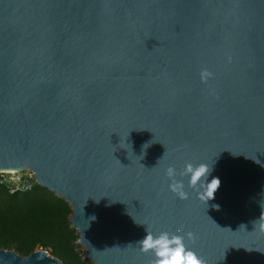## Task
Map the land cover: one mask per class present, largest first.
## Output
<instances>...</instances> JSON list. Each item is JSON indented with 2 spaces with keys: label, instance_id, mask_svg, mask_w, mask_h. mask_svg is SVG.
<instances>
[{
  "label": "water",
  "instance_id": "obj_1",
  "mask_svg": "<svg viewBox=\"0 0 264 264\" xmlns=\"http://www.w3.org/2000/svg\"><path fill=\"white\" fill-rule=\"evenodd\" d=\"M186 162L220 179L207 204L187 177L188 199L169 189ZM25 168L92 264H151L147 230L264 264V0H0V170Z\"/></svg>",
  "mask_w": 264,
  "mask_h": 264
},
{
  "label": "trees",
  "instance_id": "obj_2",
  "mask_svg": "<svg viewBox=\"0 0 264 264\" xmlns=\"http://www.w3.org/2000/svg\"><path fill=\"white\" fill-rule=\"evenodd\" d=\"M0 184V247L27 255L42 248L62 264H92L77 250L78 234L70 227L69 204L48 189L31 183L10 190Z\"/></svg>",
  "mask_w": 264,
  "mask_h": 264
},
{
  "label": "clouds",
  "instance_id": "obj_3",
  "mask_svg": "<svg viewBox=\"0 0 264 264\" xmlns=\"http://www.w3.org/2000/svg\"><path fill=\"white\" fill-rule=\"evenodd\" d=\"M212 75L208 69H202L200 73L202 82H207ZM211 171L210 164L205 162L197 165L186 162L184 168L179 172L170 165L166 169V175L171 181L169 189L180 199H188L189 193L185 190L183 180L177 179L178 175L187 177L188 187L196 191L199 199L207 204L209 200L215 198V193L221 183L218 177L208 180ZM12 174L17 175L16 172ZM186 238L195 241V234L188 232L186 235H181L161 231L154 235L147 230V234L138 244L142 252L153 254L154 260L151 264H205L204 259L195 250L187 246Z\"/></svg>",
  "mask_w": 264,
  "mask_h": 264
},
{
  "label": "rangeland",
  "instance_id": "obj_4",
  "mask_svg": "<svg viewBox=\"0 0 264 264\" xmlns=\"http://www.w3.org/2000/svg\"><path fill=\"white\" fill-rule=\"evenodd\" d=\"M19 173V174H18ZM17 173V175H13L12 177L15 179V180H18L20 182L18 183H24L26 181H30L31 183H36V179L33 177V174H31V172L28 170V169H24L22 171H19ZM17 176V177H16ZM27 178V179H26ZM19 185V184H18ZM45 188V187H44ZM47 189V188H46ZM53 193V192H52ZM54 194V193H53ZM79 247H77V250L82 254L83 258L84 259H89L90 258H87V257H84V253H83V250H84V247L81 246L80 244L76 243ZM37 249V248H36Z\"/></svg>",
  "mask_w": 264,
  "mask_h": 264
},
{
  "label": "built area",
  "instance_id": "obj_5",
  "mask_svg": "<svg viewBox=\"0 0 264 264\" xmlns=\"http://www.w3.org/2000/svg\"><path fill=\"white\" fill-rule=\"evenodd\" d=\"M19 172V171H18ZM16 172V173H18ZM13 172H3V171H0V184L7 181V182H10L11 184H13L12 188L10 190H16L18 188H20L21 186H25V187H29L31 185V182L30 181H26L24 182L23 184L22 183H18L20 181L18 180H15L12 176ZM19 174V173H18ZM17 177V176H16ZM27 179V178H26ZM19 184V185H18Z\"/></svg>",
  "mask_w": 264,
  "mask_h": 264
},
{
  "label": "bare ground",
  "instance_id": "obj_6",
  "mask_svg": "<svg viewBox=\"0 0 264 264\" xmlns=\"http://www.w3.org/2000/svg\"><path fill=\"white\" fill-rule=\"evenodd\" d=\"M25 169H28V168H25ZM24 170V169H23ZM29 170V169H28ZM0 171H3V172H18V171H20V170H14V169H7V170H0ZM30 171V170H29ZM31 172V171H30ZM32 174V173H31ZM33 177H34V175H33ZM35 178V177H34ZM48 187V186H47Z\"/></svg>",
  "mask_w": 264,
  "mask_h": 264
}]
</instances>
